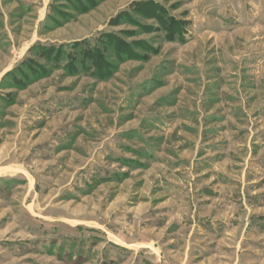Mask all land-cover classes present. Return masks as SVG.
<instances>
[{
  "label": "rangeland",
  "instance_id": "rangeland-1",
  "mask_svg": "<svg viewBox=\"0 0 264 264\" xmlns=\"http://www.w3.org/2000/svg\"><path fill=\"white\" fill-rule=\"evenodd\" d=\"M0 264H264V0H0Z\"/></svg>",
  "mask_w": 264,
  "mask_h": 264
},
{
  "label": "trees",
  "instance_id": "trees-1",
  "mask_svg": "<svg viewBox=\"0 0 264 264\" xmlns=\"http://www.w3.org/2000/svg\"><path fill=\"white\" fill-rule=\"evenodd\" d=\"M163 25H165L164 21H163ZM111 42H112V44L114 43V38L111 39ZM60 53H62V51H60Z\"/></svg>",
  "mask_w": 264,
  "mask_h": 264
}]
</instances>
